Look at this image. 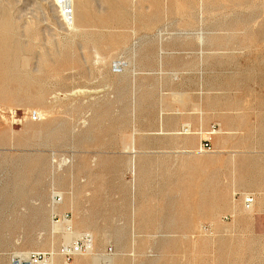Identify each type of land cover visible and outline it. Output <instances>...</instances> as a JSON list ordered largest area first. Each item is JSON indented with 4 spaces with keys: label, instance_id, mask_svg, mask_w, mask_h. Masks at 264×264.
Here are the masks:
<instances>
[{
    "label": "rangeland",
    "instance_id": "374dc122",
    "mask_svg": "<svg viewBox=\"0 0 264 264\" xmlns=\"http://www.w3.org/2000/svg\"><path fill=\"white\" fill-rule=\"evenodd\" d=\"M0 24V264L65 258L63 215L94 246L68 264H264V0H0Z\"/></svg>",
    "mask_w": 264,
    "mask_h": 264
},
{
    "label": "built area",
    "instance_id": "2783aa9c",
    "mask_svg": "<svg viewBox=\"0 0 264 264\" xmlns=\"http://www.w3.org/2000/svg\"><path fill=\"white\" fill-rule=\"evenodd\" d=\"M215 130H216V126H214L213 128V131ZM207 146H209V144L205 142L204 147ZM208 149H210V147ZM238 195L239 194H236V196ZM242 197H243L244 205L250 206L251 204L254 203V196L252 194H247ZM55 199L59 201L60 196L56 195ZM65 217L68 218V215H65ZM54 220L58 221L60 220V218L58 219L57 216H54ZM90 246H91V236L86 233H82V236L79 237L75 242L65 243L62 246L61 251L64 253L66 259L70 261L73 255L76 253H87L90 250ZM110 250L111 249H109V251ZM49 256L50 253H45L42 251H34V252H30L26 256V258H23L22 263L18 262L17 264H48Z\"/></svg>",
    "mask_w": 264,
    "mask_h": 264
},
{
    "label": "bare ground",
    "instance_id": "6f19581e",
    "mask_svg": "<svg viewBox=\"0 0 264 264\" xmlns=\"http://www.w3.org/2000/svg\"><path fill=\"white\" fill-rule=\"evenodd\" d=\"M80 10V9H79ZM78 11V10H77ZM81 11V10H80ZM85 13V12H84ZM101 13V12H100ZM86 14V13H85ZM82 16V15H81ZM83 16H85L84 14H83ZM5 23V22H4ZM6 27H7V25H5ZM0 27H1V30H2V26H1V24H0ZM3 31V30H2ZM5 31V30H4ZM8 31V30H7ZM6 32V31H5ZM5 34V33H4ZM3 34V35H4ZM3 35H1V36H3ZM6 35V34H5ZM3 38V37H2ZM4 38H6V36H4ZM3 38V39H4ZM7 39V38H6ZM5 39V40H6ZM1 41H4V40H1ZM9 41V40H8ZM1 43V42H0ZM8 43V42H7ZM3 43H1L0 45H2ZM4 46H7L6 44L4 45ZM8 46H9V44H8ZM11 47V46H10ZM2 48V47H1ZM12 48V47H11ZM6 49V48H5ZM5 49H3V50H5ZM7 49H8V47H7ZM10 51V50H9ZM17 51V50H16ZM4 52V51H3ZM8 52V51H7ZM5 54H7V53H5ZM9 54V53H8ZM7 54V55H8ZM11 57V56H10ZM7 58V57H6ZM3 59V58H2ZM8 59V58H7ZM5 64V63H4ZM5 65H7V63L5 64ZM190 118V117H189ZM190 126V125H189ZM191 127V126H190ZM189 129H191V128H189ZM133 143H134V141H133ZM187 143V142H186ZM134 147V146H133ZM123 149H125V148H123ZM131 149V148H130ZM134 149V148H133ZM131 151V150H130ZM134 151V150H133ZM182 151V150H181ZM131 155H132V153H131ZM131 155H130V157H131ZM136 156V155H135ZM137 158V157H136ZM132 159V158H131ZM134 160V159H133ZM131 163H132V161H131ZM130 164V163H129ZM130 167V166H129ZM132 167L133 166H131V168L130 169H132ZM36 171H38V170H36ZM39 174H40V172H39ZM38 174V175H39ZM23 188H25V187H23ZM36 190V189H35ZM26 193V192H25ZM37 193H39V192H37ZM52 193V192H51ZM237 194V193H236ZM236 194H235V196H236ZM249 194V193H248ZM25 195V194H24ZM57 195V194H56ZM55 194H54V202L55 203H59V202H61V200H62V198H61V196H60V200L58 201V200H56L55 199V196H56ZM61 195H62V193H61ZM245 195H247L246 193L245 194H243V196H245ZM53 198V197H52ZM254 202H255V199H254ZM54 203V204H55ZM64 204H65V202H64ZM244 205V204H243ZM253 205H254V203L253 204H251L250 206H246V205H244L246 208L247 207H251V209L249 210L250 211V213L254 210L253 209ZM58 206V205H57ZM66 207V206H65ZM63 209V208H62ZM136 213V212H135ZM234 214V213H233ZM226 217V216H225ZM134 219V218H133ZM72 220L71 219H67L66 217H65V215H63L62 216V218L60 219V220H58V221H55L54 220V216H53V223H54V226H56V227H58V226H60L61 227V224L62 223H64V226H63V230H64V238L66 239V240H69L70 238H79V237H81L82 235H77L76 236V234H74V229H73V227H72V222H71ZM136 221V220H135ZM136 224V223H135ZM80 225V224H79ZM51 229V228H50ZM76 231V230H75ZM48 235H49V233H48ZM51 235V234H50ZM89 235V234H88ZM47 239V238H46ZM76 241V240H75ZM74 241V242H75ZM42 242H44V241H42ZM46 242V241H45ZM71 243H73L72 241H70ZM66 243H69V242H66ZM48 244V243H47ZM108 251V249L106 250V255H111L112 254V252H110V253H108L107 252ZM61 255H63V257H65V255H64V253L61 251ZM90 254L91 255H94V246H93V239H92V237H91V246H90V250L87 252V253H76V254H74L73 256H75V255H84V256H86V255H89L90 256ZM81 256V257H82ZM66 258V257H65ZM65 258H62V257H59V256H53V254H52V257H50L49 256V261H48V264H68L67 262H66V260L67 259H65ZM86 258V257H85ZM87 259V258H86ZM85 259V260H86ZM88 260V259H87ZM68 261V260H67ZM76 262H77V264H80V262H81V259H77L76 260ZM83 263H84V260H83Z\"/></svg>",
    "mask_w": 264,
    "mask_h": 264
},
{
    "label": "crops",
    "instance_id": "0c3cea01",
    "mask_svg": "<svg viewBox=\"0 0 264 264\" xmlns=\"http://www.w3.org/2000/svg\"><path fill=\"white\" fill-rule=\"evenodd\" d=\"M235 149V148H234ZM264 174V164H258L254 167L253 171H252V184L249 186H244L243 184H240L238 187L241 189H245V188H251L254 191L256 190H260L262 189V184L264 183L263 180H260V175ZM241 195V193H238ZM254 197L256 194L251 193ZM256 198V197H255ZM255 209H256V213L258 214H263L264 213V209L259 210L258 208L262 207L264 208V199H260V197H258V201H255Z\"/></svg>",
    "mask_w": 264,
    "mask_h": 264
}]
</instances>
